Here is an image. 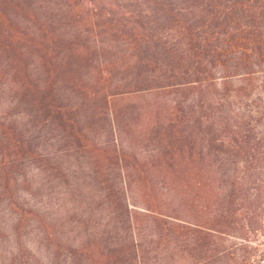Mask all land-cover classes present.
<instances>
[{
  "label": "trees",
  "instance_id": "obj_1",
  "mask_svg": "<svg viewBox=\"0 0 264 264\" xmlns=\"http://www.w3.org/2000/svg\"><path fill=\"white\" fill-rule=\"evenodd\" d=\"M1 236L10 264H264V0H0Z\"/></svg>",
  "mask_w": 264,
  "mask_h": 264
},
{
  "label": "rangeland",
  "instance_id": "obj_2",
  "mask_svg": "<svg viewBox=\"0 0 264 264\" xmlns=\"http://www.w3.org/2000/svg\"><path fill=\"white\" fill-rule=\"evenodd\" d=\"M127 99V101L130 102H143L144 99L143 98H135V97H131V96H127L125 97ZM122 99H118L117 101H115L116 105H121L122 104ZM124 103V102H123ZM75 165H77L75 163ZM75 168V166H74ZM76 169V168H75ZM30 174H36V171H34L33 168L30 169ZM42 176H36L35 180L37 182H35L34 186H38V183L41 181ZM24 196H26L27 200H30V203H35L34 200H31V195L29 193H24ZM4 206H1V208H3ZM5 220L7 223H10L11 220L8 218V216H5ZM65 221H67L65 219ZM33 225V226H32ZM29 227H27V232L23 235V237L21 238V245L24 246V249H27L28 251H32L33 253H36V255L40 256V255H44L45 251H46V247L45 246H40L38 243L39 240V236L37 234V226L36 224H32ZM38 225V224H37ZM71 228V224L67 221L64 223V226L62 227V229H59V235L63 236L66 235L68 233V231ZM9 234V233H6ZM18 247H20V243L13 237H9L7 238V236H1L0 237V264H10L8 262V255H10L11 251H14L15 249H17ZM23 249V251L25 252V250ZM27 252V251H26ZM25 252V253H26ZM28 264H41L40 262L36 261V260H31L30 263Z\"/></svg>",
  "mask_w": 264,
  "mask_h": 264
}]
</instances>
